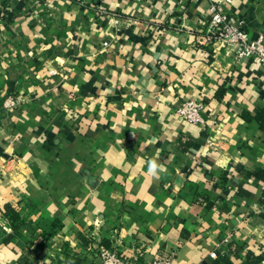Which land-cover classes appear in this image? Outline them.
Here are the masks:
<instances>
[{"label": "crops", "instance_id": "crops-1", "mask_svg": "<svg viewBox=\"0 0 264 264\" xmlns=\"http://www.w3.org/2000/svg\"><path fill=\"white\" fill-rule=\"evenodd\" d=\"M207 6L0 0V264H100L84 241L143 262L264 264V131L244 119L264 109V73L200 42ZM224 8L264 42V0ZM186 100L202 123L177 117ZM6 205L53 230L5 242Z\"/></svg>", "mask_w": 264, "mask_h": 264}, {"label": "built area", "instance_id": "built-area-1", "mask_svg": "<svg viewBox=\"0 0 264 264\" xmlns=\"http://www.w3.org/2000/svg\"><path fill=\"white\" fill-rule=\"evenodd\" d=\"M206 2L208 3L207 24L200 42L207 45L219 42L232 52L236 62L255 61L264 73V42L261 38L257 40L248 38L243 30V22L225 11L224 5L229 4L231 0H206ZM16 103V100H9L7 108L14 107ZM202 108L203 105L199 101L186 100L177 109L176 115L191 124H199L202 123ZM261 208L264 209V206ZM87 248L94 252L100 264H172L173 261L171 254L156 256L151 261L143 262L142 253L124 255L95 243L89 244ZM209 257L213 259L216 254L212 252Z\"/></svg>", "mask_w": 264, "mask_h": 264}, {"label": "trees", "instance_id": "trees-1", "mask_svg": "<svg viewBox=\"0 0 264 264\" xmlns=\"http://www.w3.org/2000/svg\"><path fill=\"white\" fill-rule=\"evenodd\" d=\"M244 119L247 121L255 120L256 123L259 125L260 129L264 131V109L257 110L253 117L246 114L244 115ZM255 177L258 180L262 181L264 184V169L260 170L255 175ZM259 203L260 205L264 206V190L259 199ZM261 215L262 217H264V210L261 211ZM2 216L8 222V225L10 226L12 230V233L6 237L5 242L9 241L13 237H17V238L22 239L26 244H28L29 243L28 237L34 234L37 230H46V228H49V231H51L53 230L52 228L54 226L53 224H50L49 226L43 227V228L38 227V226L36 227L32 222L21 218L18 211L9 205L4 206L3 211H2ZM43 225L45 226V224ZM23 231L27 233L26 236L22 234ZM83 245L88 246V242L84 241ZM64 255L66 257L64 258V262L66 264H80L81 263L80 258L75 256L74 254H70L69 251L68 252L65 251ZM231 256L237 257V255L233 251H231ZM249 256L251 255L249 254L246 255L247 260L251 259V257ZM252 259H257L260 261V260H264V256H257ZM205 264H233V261L228 254L216 253V257L213 259L209 257L206 260Z\"/></svg>", "mask_w": 264, "mask_h": 264}, {"label": "clouds", "instance_id": "clouds-1", "mask_svg": "<svg viewBox=\"0 0 264 264\" xmlns=\"http://www.w3.org/2000/svg\"><path fill=\"white\" fill-rule=\"evenodd\" d=\"M157 168V165L155 164V162H153L150 166V171H152L153 173H155V170Z\"/></svg>", "mask_w": 264, "mask_h": 264}]
</instances>
